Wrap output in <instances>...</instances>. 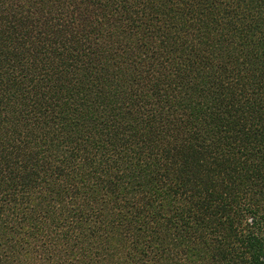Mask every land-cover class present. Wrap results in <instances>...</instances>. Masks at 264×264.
<instances>
[{
    "label": "trees",
    "instance_id": "obj_1",
    "mask_svg": "<svg viewBox=\"0 0 264 264\" xmlns=\"http://www.w3.org/2000/svg\"><path fill=\"white\" fill-rule=\"evenodd\" d=\"M0 264H264V0H0Z\"/></svg>",
    "mask_w": 264,
    "mask_h": 264
}]
</instances>
